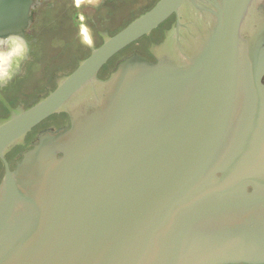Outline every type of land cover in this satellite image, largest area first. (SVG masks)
Wrapping results in <instances>:
<instances>
[{
    "label": "water",
    "instance_id": "water-1",
    "mask_svg": "<svg viewBox=\"0 0 264 264\" xmlns=\"http://www.w3.org/2000/svg\"><path fill=\"white\" fill-rule=\"evenodd\" d=\"M44 1L0 0V37L28 42ZM184 1L160 0L0 124L3 159L48 116L72 120L6 167L0 264H264V41L240 35L251 0H221L183 60L134 56L96 85L110 57Z\"/></svg>",
    "mask_w": 264,
    "mask_h": 264
},
{
    "label": "flooded vegetation",
    "instance_id": "flooded-vegetation-1",
    "mask_svg": "<svg viewBox=\"0 0 264 264\" xmlns=\"http://www.w3.org/2000/svg\"><path fill=\"white\" fill-rule=\"evenodd\" d=\"M159 1L81 0L77 8L74 0H45L34 10L33 22L27 31L31 48L29 58L12 81L0 85V124L53 92L95 49L149 12ZM220 4L221 0H185L177 12L103 64L97 74L98 90L106 87L118 67L134 56L157 64V58L161 56L180 61L184 55L195 53L201 35H206L216 22V8ZM81 14L85 17L83 22L78 19ZM80 23H84L93 35L94 43L90 47L80 43ZM240 35L248 44L254 39V42L264 41V0H251L241 22ZM258 48L254 50L258 56L254 59L261 63L264 46ZM261 83L264 85V74ZM68 111L60 110L48 116L4 151L3 159L0 158V185L6 167L14 171L39 137L53 136L71 128Z\"/></svg>",
    "mask_w": 264,
    "mask_h": 264
},
{
    "label": "clouds",
    "instance_id": "clouds-1",
    "mask_svg": "<svg viewBox=\"0 0 264 264\" xmlns=\"http://www.w3.org/2000/svg\"><path fill=\"white\" fill-rule=\"evenodd\" d=\"M75 7L79 8L81 0H74ZM98 6V4H97ZM83 22L85 17H78ZM80 43L84 46H92L93 35L84 23L79 25ZM29 43L24 36L11 34L0 37V85L12 81L22 70V63L29 58Z\"/></svg>",
    "mask_w": 264,
    "mask_h": 264
}]
</instances>
